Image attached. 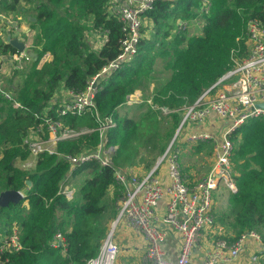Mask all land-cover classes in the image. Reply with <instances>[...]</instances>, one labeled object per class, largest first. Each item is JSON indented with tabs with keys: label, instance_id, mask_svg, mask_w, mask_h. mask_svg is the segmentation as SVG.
Instances as JSON below:
<instances>
[{
	"label": "trees",
	"instance_id": "obj_1",
	"mask_svg": "<svg viewBox=\"0 0 264 264\" xmlns=\"http://www.w3.org/2000/svg\"><path fill=\"white\" fill-rule=\"evenodd\" d=\"M108 2L0 0V13L14 11L23 16L30 12L34 21L28 23L38 33L27 47L34 54H27L28 68L10 67L1 79L3 93L9 97L0 91V192L24 193L18 204L0 208V240L15 228L21 244L18 251L0 255L2 264H85L94 257L117 213L121 191L115 184V173L134 167L139 160L148 170L156 155L148 157L147 152L152 149L157 155L163 153L161 142L178 126L183 108L193 104L231 68L233 51L246 56L247 21L254 19L264 25V0H209L208 12L203 11L202 0H158L144 15L146 27L142 28L144 35L136 55L128 65L100 81L94 106L80 114L58 116L54 112L60 103L55 99L57 93L85 91L90 79L121 52L124 32L107 12ZM177 20L198 22L201 34L178 31ZM172 28L176 29L174 34ZM88 31L106 38L97 49L89 44ZM17 53L0 35V60ZM46 53L51 59L40 63ZM157 60L170 75L148 98L143 97L150 102L141 118L119 114L117 108L126 98L151 81ZM160 108L167 109L168 114ZM46 111L61 122L59 132L63 128L92 131L60 140L54 155L33 158L25 141L37 129L42 139L48 137ZM109 118L114 127L99 129ZM166 119L170 127L160 134V125ZM229 139L235 145L230 162L236 190L229 192L228 212H212L215 224L224 228L220 238L229 243L251 230L264 242V120L245 122ZM214 145L211 139L198 142L193 149L209 157ZM103 147L114 148L105 166L96 160L72 166L66 159ZM28 162L31 166L17 165ZM77 177L80 179L75 181ZM70 180L75 181L71 186L73 196L67 200L61 191ZM56 232L65 240L64 250L51 246Z\"/></svg>",
	"mask_w": 264,
	"mask_h": 264
},
{
	"label": "built area",
	"instance_id": "obj_2",
	"mask_svg": "<svg viewBox=\"0 0 264 264\" xmlns=\"http://www.w3.org/2000/svg\"><path fill=\"white\" fill-rule=\"evenodd\" d=\"M156 1L158 0H109L107 12L117 19L124 32V39L120 42L121 52L115 60L90 79L85 91L77 93L64 90L59 105L54 109L58 116L80 114L94 106V98L100 81L128 65L136 55L138 43L144 35L142 28L146 27L144 15L154 9ZM202 2L203 11L208 12L209 0H202ZM193 24H198V22L178 20L176 28L178 31H185L189 30ZM105 39L104 36L101 37L98 42L99 47ZM244 43L246 56L240 57L237 50L233 51L230 56L231 68L206 89L193 104L183 108L182 118L173 140L157 157L149 170L143 174L130 169L115 173V184L121 191L117 213L98 253L88 259L85 264H117L119 247L115 240V232L117 225L123 221L144 237L145 248L141 264L230 263L244 252L249 242L258 251L264 249L262 237L254 230L241 233L231 243L220 238L224 231L221 226L215 224L212 214L213 193L220 188L227 192L236 190L230 162L235 145L229 139V135L249 120H264V107L260 106L264 104V25L254 19H249L245 26ZM47 55L49 53L41 58L40 63L47 60L44 59ZM5 61L9 62L8 69L10 67L18 69L22 68L23 61L29 62V58L25 52L13 54L10 58L9 56L1 58L0 91L2 93L1 79L3 73H6L2 72V64ZM3 94L6 98L9 97L7 93ZM132 95L126 98L124 105L138 103L137 99H133L135 95ZM15 107H18V104H15ZM160 110L163 114H168L167 109L160 108ZM47 113L46 111L44 114V123L48 137L42 139L37 129L25 141L33 158L38 154L54 155L56 144L60 140L73 139L92 131L63 128L59 132L62 127L61 122L53 120V117ZM211 116L223 122L224 127L219 140L215 141L209 159L210 168L207 174L198 181L188 183L181 169L180 156L184 152L182 145L190 149L198 142L214 140V137L208 133H185L184 131L189 125H200ZM111 127H114V123L109 118L102 121L99 129L104 130ZM113 149V147H103L92 153L67 156L66 159L72 166L90 160H96L101 166H105L110 161L109 154L113 152ZM161 170L164 173L163 176L159 173ZM61 193L67 200L73 196V190L68 183L62 185ZM159 205L160 213H158ZM157 220H160L166 228H160ZM168 230L173 231L179 238V252L175 261L165 259L161 248V243ZM208 232L218 238L211 242L210 249L205 256L200 261H195L193 260V249L198 246L202 235ZM51 246L55 248L61 246L63 250L65 249L66 243L61 233L54 234ZM20 248L19 233L15 228L0 240V255L4 252H16ZM249 259L252 263L258 264L260 253H253ZM0 264H2L1 261Z\"/></svg>",
	"mask_w": 264,
	"mask_h": 264
},
{
	"label": "crops",
	"instance_id": "obj_3",
	"mask_svg": "<svg viewBox=\"0 0 264 264\" xmlns=\"http://www.w3.org/2000/svg\"><path fill=\"white\" fill-rule=\"evenodd\" d=\"M9 34H11V32ZM223 127H224L223 122L219 121L216 117L211 116L207 121L201 123L200 125H196V126L189 125L184 132L185 133L187 132L208 133L214 137L215 141H218ZM182 146L184 148L183 151L184 152L186 151L184 155H187L189 157H195L197 155V153L194 152L193 147L188 149L186 146H184V144ZM203 159H207V157L203 156ZM208 160H207V163H208ZM209 168L210 166H207L205 173L200 178H202L204 175L207 174ZM129 169L136 171L139 174H143L144 172L147 171V168L143 169L137 166L131 167ZM181 169H182V174L188 183H192V182L194 183L200 179V178L197 179L196 177H194V174L192 173L193 172L192 168L188 169V166H187L184 171L182 167ZM159 173L162 176L164 174L162 170L159 171ZM111 191L112 190H110V193H112ZM219 192L222 193L220 196L217 195ZM229 197H230L229 192H227L223 188H220L215 193H213L212 212H215V213L228 212V209L230 208ZM225 198H226V201L228 200L227 202L224 200ZM221 200H224L223 203L224 202L226 203L220 204ZM160 212H161V208L159 205L158 213ZM157 224L160 228H163V229L166 228V226L163 223H161L160 220H157ZM214 239H216V236L213 233L208 232L205 235H202V238L198 246H196L193 249V260L200 261L205 256V254L209 251L211 242ZM115 240L119 247V255L117 258V264H141V257H142V254L145 248V240L142 235H140L133 228L129 227L126 224V222L123 221L119 223V226L116 229ZM161 248L164 252L165 259L169 261H175L178 256V252H179L178 236L173 231L168 230L164 241L161 243ZM253 253H260V261L258 264H264V249H261V251H258L250 242L246 245L244 252H242L235 261L230 262V263H221V264H255V263H252L249 259Z\"/></svg>",
	"mask_w": 264,
	"mask_h": 264
},
{
	"label": "rangeland",
	"instance_id": "obj_4",
	"mask_svg": "<svg viewBox=\"0 0 264 264\" xmlns=\"http://www.w3.org/2000/svg\"><path fill=\"white\" fill-rule=\"evenodd\" d=\"M29 19H30V21L32 19L30 12L24 13L23 16H18V14L14 11L6 12V13L1 12L0 13V35H1L2 39L5 38L6 34L11 32L10 35H12V37L16 36V37L20 38L21 40H23L26 43V45L29 48V46L34 42V39L38 34L37 31L31 29V26L28 23ZM176 24H177V22H176ZM199 26L200 25H198V27H197V24H193L192 26H190V29L187 30L188 34L189 35L198 34V33L201 34L202 28ZM1 29H2V31H1ZM175 31H176V29H175ZM175 31H174V28H172L171 34H174ZM86 36L88 37L89 44H91V47L93 49H97V44L100 41L101 37L103 36L102 33H99L97 31H95V32H93V31L89 32L88 31L86 33ZM50 57H51L50 55H47L44 59H51ZM23 62H24V64H23ZM23 62L21 63L23 69L28 68V66H29L28 61H23ZM8 63H9L8 61H5L2 64L3 65L2 66V72L8 73V65H7ZM162 67L163 66H162L161 61L157 60L155 62V73L153 74L151 81L149 83L145 84L141 90H136L135 91L136 94H135V92L133 93V95H135V97H133V99H137L138 103L134 102L130 105H124L123 104V105L119 106L117 108V112L119 114H122V115L127 114L128 117H131L134 120H138L141 118L142 114L146 110V105L149 102L148 99H147V101H143V97L148 98L151 95L152 90L154 88L158 87L159 85H161L162 83H164L170 75V73L168 71H163ZM6 73H3V77H6ZM63 94H64L63 91H59L57 93V96L55 97V99H58V100L62 99ZM181 118H182V115H181ZM169 127H170L169 119H166V122H164L162 125H160L159 133L160 134L165 133V131L167 129H169ZM178 127H179V124L174 129V131L171 133V136L165 142H161L163 145V148H164L163 150H165L166 147L168 146V144L173 140V137L175 136ZM175 143L177 144V140H175ZM142 153L144 154V152H142ZM185 153H186V151L184 153H182V155L180 156L181 167L183 168V171L188 166V169L192 168V171H193L192 173L194 174V177H196L197 179L200 178L205 173L207 166H210V161L208 160L210 158V156L207 157V159H203V156H200L199 154H197L195 157H189L187 155H184ZM160 154L157 155V151H153L152 149L150 150V152H147L148 157H152V156L156 155V158H157ZM140 155L143 156L142 154H140ZM156 158H155V160H156ZM207 160H208V163H207ZM29 163L31 164V162H28V165L27 164L20 165V163H17V165L20 167H23V166L28 167V166H31ZM135 166L144 169L145 168V162L143 160H139L137 165H135ZM79 179H80V177H77V179L75 181H78ZM75 181L70 180L68 182V186L71 188L72 184H74ZM22 194L24 195V193H22ZM221 194L222 193L219 192L217 195L220 196ZM109 195H111V193ZM224 200L226 201V198ZM224 200H221L220 204H222ZM226 202H224L223 204H225ZM115 212H116V208H115ZM114 218H115V216H114ZM114 218L112 219V221L114 220ZM112 221H110L108 224V230L111 227ZM118 226H119V224L117 225V227ZM117 227H116V229H117Z\"/></svg>",
	"mask_w": 264,
	"mask_h": 264
},
{
	"label": "water",
	"instance_id": "obj_5",
	"mask_svg": "<svg viewBox=\"0 0 264 264\" xmlns=\"http://www.w3.org/2000/svg\"><path fill=\"white\" fill-rule=\"evenodd\" d=\"M31 20L34 21L33 18ZM5 42L11 45L12 47H14L18 53L25 52L30 56H34V54L27 49L25 42L16 36L12 37L8 33L5 37ZM260 106L264 107V104ZM25 183L28 186H30L29 181H26ZM23 198L24 195L19 191H15V190L2 191L0 192V208L7 207L9 206V204H14V205L18 204Z\"/></svg>",
	"mask_w": 264,
	"mask_h": 264
}]
</instances>
